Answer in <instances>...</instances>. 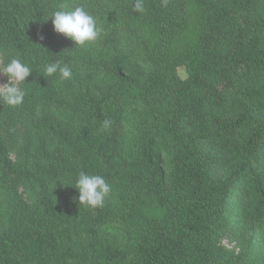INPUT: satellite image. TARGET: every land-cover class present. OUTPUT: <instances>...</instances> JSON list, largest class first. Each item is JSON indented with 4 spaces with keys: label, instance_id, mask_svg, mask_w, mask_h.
Here are the masks:
<instances>
[{
    "label": "trees",
    "instance_id": "obj_1",
    "mask_svg": "<svg viewBox=\"0 0 264 264\" xmlns=\"http://www.w3.org/2000/svg\"><path fill=\"white\" fill-rule=\"evenodd\" d=\"M142 2L0 0V51L34 68L0 102V264H264V0ZM61 5L99 37L55 32ZM56 60L71 79L42 74ZM82 170L111 185L103 207L79 205Z\"/></svg>",
    "mask_w": 264,
    "mask_h": 264
},
{
    "label": "clouds",
    "instance_id": "obj_2",
    "mask_svg": "<svg viewBox=\"0 0 264 264\" xmlns=\"http://www.w3.org/2000/svg\"><path fill=\"white\" fill-rule=\"evenodd\" d=\"M133 9L136 12H142V0H135ZM48 17H52L54 31L71 39L75 47H85L94 42L102 31L95 17L84 6H73L69 9L67 5H61L59 10L52 12ZM33 69L15 57L0 63V75L7 77L6 82H0V102L9 107L21 105L27 95L23 85L26 84V77ZM42 74L57 76L61 81L71 79L73 75L69 65L59 60L46 63ZM110 124L111 121L108 119L103 121L105 128ZM70 185L78 190L79 205L85 207H103L106 198L111 193V185L102 175L89 174L83 170L78 173L74 181L70 182Z\"/></svg>",
    "mask_w": 264,
    "mask_h": 264
},
{
    "label": "rangeland",
    "instance_id": "obj_3",
    "mask_svg": "<svg viewBox=\"0 0 264 264\" xmlns=\"http://www.w3.org/2000/svg\"><path fill=\"white\" fill-rule=\"evenodd\" d=\"M4 62H7L6 56L2 51H0V63H4ZM178 72L180 76L183 78H186L188 76L187 69L184 66L179 67ZM6 81H7V77L0 75V82H6ZM172 148H173V143L170 138H160L158 141L157 149L155 151V158L154 160H152V167H157L158 165L163 167L165 171L171 172L172 170L171 161L173 157ZM162 185H164V187L161 186V195L164 198H166L165 189L168 185L167 179L162 180ZM19 193L20 194L18 195L20 196L21 202L22 203L27 202V197L24 191L20 189ZM219 246L223 247L229 253L228 254L225 251H223L225 252L224 254H226L222 258L224 260L228 259L230 256H232L236 260L237 258H235V256H239L241 254L240 252L241 246L239 240L237 239V235H235L234 233L223 234L219 241ZM208 264H220V262L213 261L212 263H208ZM244 264H253V263L251 260H248Z\"/></svg>",
    "mask_w": 264,
    "mask_h": 264
}]
</instances>
